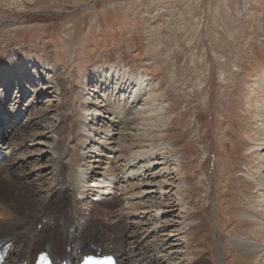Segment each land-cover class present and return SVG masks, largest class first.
Wrapping results in <instances>:
<instances>
[{"label":"rangeland","instance_id":"obj_1","mask_svg":"<svg viewBox=\"0 0 264 264\" xmlns=\"http://www.w3.org/2000/svg\"><path fill=\"white\" fill-rule=\"evenodd\" d=\"M32 58L37 62V68L20 89L23 90L20 98L17 97L20 104L15 105L13 100L17 93L16 82L11 85L9 101L0 102V108L4 106L8 114L22 109V105L25 107V113L15 120V125H9L1 117L0 138L4 137L6 156L0 160V167L11 154L27 151L29 159L23 166L30 175L22 177V180L36 186L49 185L52 180L49 163L54 156L51 151L57 142L51 130L58 125L61 113L72 108L71 118L65 119L68 123L76 119L80 121L82 116L88 117L85 106L101 101L106 90L102 83L101 87H95L94 82L86 85L89 91H85L82 81L88 69L103 67V71L109 73L121 72L113 80L106 79L109 84L105 92L106 102L99 103L100 107L104 106L102 109L111 110L107 115L109 120L116 123L131 117L126 112L120 115L113 109L124 104L119 99L126 93H119V86L129 88L127 98H131V90L141 89V93L140 90L134 93L140 96L138 103L151 94L147 104L153 105L145 107L144 114L137 115L126 130L113 127L114 136H109L112 141L107 152L102 149L103 144L98 145L101 140L97 145L92 143L95 147L91 150L92 147L82 140L73 138L68 129L63 142L64 161L68 162L75 151L82 155V167L73 166V169L78 172L79 180L82 176L86 182L96 175L95 172L116 175L127 162L119 157L120 148L124 151L121 152L124 158H130V152L142 154L153 147L156 149L153 156L150 155L153 166L139 170L137 174L141 173V176L132 181L133 184L137 181L143 183L140 189L145 192L140 196L122 197L130 189H124L130 186V181L124 183L120 179L123 183L115 184L108 191L110 194H83L91 189L92 184H83L81 180L80 185L84 188L73 196L78 202L82 199L93 202L99 216L95 217V227H98L96 231L101 244L105 241L118 243L119 236H128V233H120L121 230L129 231V227H134L139 232H147L141 238L135 236L138 248L157 245L154 256L158 258V264H191L198 257L203 259V264H239L240 259L233 255L232 250L225 254L223 248H217L212 237L215 223L211 225L210 222L218 223L215 234L219 232L220 241L228 240L236 232L238 216L228 215L230 210L235 212L234 205L240 201L236 195L239 174L234 166L240 164L239 167L245 171L244 164L257 161L258 155L264 159L262 148L245 151L247 157L243 159L234 150L235 144L252 143L257 138L241 131L252 122L248 119L250 111L262 102L256 97L255 90L256 76L264 75V0H0V94L7 91L6 69L15 61L19 66L31 62ZM44 63L57 65V73L61 72L62 65L67 66L66 74H69L63 76L65 82H62L66 88L74 79L73 90L69 93L63 90V104L57 100L56 90L50 89L56 82L52 72L43 70L42 84L36 88ZM13 67L16 71L17 65ZM253 71L258 73L254 77ZM136 73L145 76L142 88L135 84ZM82 89L85 94H81ZM39 90L42 93L37 95ZM77 97L87 99L84 107L76 102ZM146 111L151 116L150 124L138 126L145 119ZM30 112L34 116L36 112H43V118L38 121L41 120L39 123L47 126L50 132L38 135L28 146L18 147V152L13 149L10 152L6 148L7 143L13 142L17 134L21 135L20 126L26 125V132L35 130L33 123L37 119L28 121ZM95 117L101 119L100 116ZM77 131L80 133L75 127V134ZM97 132H93L94 138L103 136ZM82 133L89 135L87 130V134ZM160 148H164L165 155L171 157L166 159L161 155L163 150ZM98 153L101 158H98ZM146 158L137 159L133 165H142ZM97 159L99 163L94 164ZM13 165L15 163L11 162L10 166ZM89 165L92 167L88 174H80L83 167ZM6 171L4 167L0 168L1 183L16 184ZM164 173L170 184L162 178ZM15 174L19 175L20 171ZM261 174L264 176V170ZM167 184L169 189L165 192L160 186L166 188ZM175 184H179L180 189ZM140 189L134 188L128 195ZM184 189L187 193L182 192ZM178 194L183 195L182 201ZM107 198L117 199L115 206L102 204ZM137 203L143 208H139ZM119 209L133 215L119 224V212L116 211ZM217 211L219 218L214 214ZM192 218L195 221H191ZM198 218L205 219L206 226L199 227V230L203 229L201 243H194L190 249L189 229L200 225ZM21 220L15 219L13 229Z\"/></svg>","mask_w":264,"mask_h":264},{"label":"bare ground","instance_id":"obj_2","mask_svg":"<svg viewBox=\"0 0 264 264\" xmlns=\"http://www.w3.org/2000/svg\"><path fill=\"white\" fill-rule=\"evenodd\" d=\"M15 65H17L16 67L17 68L16 71L18 70L17 72L13 70L14 68L13 66ZM13 66L6 69L7 71L6 76L8 78L6 84L8 86L6 87L7 91H5L6 89H4L5 92L3 94H0V102L2 104L3 102L9 101L10 98L9 93L13 82L14 83L16 82L17 84L15 88L17 90V93L14 97L15 99L13 100L16 103L15 105L19 103L18 98H20L19 95H21V92L23 91L20 89L23 88V85L26 84V81L29 79V77L34 75V69L37 68L36 67L37 62H35L34 58H32L31 62L27 61V63L19 66L17 64V61H15ZM41 67L42 70H41V74L38 75L36 88L39 86V84H42L41 79H42L43 70H46V73L49 72L50 74L52 72L55 76L56 82L55 85L50 87V89L56 90L55 94L59 96L57 100H59L60 103L63 104L65 101L64 93L65 92L69 93L73 90L71 88L73 85L72 81H74V79L69 81L70 82L69 88H66V86L62 84V82H65L63 81L64 79L63 76L66 74L67 66L62 65L61 66L62 70L61 72L59 71L60 73H57L58 72L57 65L54 67L49 63H44ZM103 70H104L103 67L98 68V70L88 69V73L85 75V78L83 79L84 81H82L86 87L85 91H89V87H87L86 85H89L91 83L93 84L94 82H95L94 85H96L95 87L98 86L101 87V83H102L104 85L102 86L107 90L109 84L107 83L108 81L106 79L113 80V77L114 78L118 77L120 76L119 74L121 73L118 71H111L109 73ZM141 73L139 74L136 73L135 75V84L139 88L140 87L142 88L146 82L145 76L141 75ZM252 73H253L252 74L253 77L256 76L255 74H258L256 71H253ZM68 74L69 72H67L66 75ZM57 87H59V89H56ZM256 87H257L255 90L256 97L260 98L262 102L259 107H255L254 110L250 111V116L248 119H251L252 122L250 121V125H245V128H242V130L244 131L241 132L256 136L257 138L255 141L253 140L254 142L252 143L243 142L234 145L235 152H237L240 158L242 159L247 157L244 154L245 151H249L255 148H262L261 150H264L263 147L264 146V75L256 76ZM119 89H120L118 90L119 93L127 94V89L129 88L119 86ZM57 90H60L59 93H57ZM106 90L104 91V95H102V100L95 102L91 101L93 105H90L89 107L85 106L86 105L85 101L87 100L85 99V97L84 99H82L81 97H77L76 102L83 105V107L85 106L86 112L88 113V117L82 116L81 117L82 120L78 121L76 119V121L72 120L70 121V123H68L65 122V119L71 118L72 108L64 109L65 111L61 113L60 117L58 118L59 120L58 125L53 130H51V134L56 135L57 142H56V146H54V148H52L51 151V155L54 156L53 158L51 156L50 158L51 160L49 163L51 165L50 174L52 177V180L49 183V185L36 186L29 183L28 181L22 180V177L23 178L29 177L30 175L24 170V166H23L27 161V159H29V157H26L30 155L28 154L27 151L20 152L18 155L11 154L9 159L6 160L5 164L3 165L4 169L8 171L9 176L14 178V180L17 182L16 183L17 185L15 183L14 184L1 183L3 179H0V259L2 260L3 264H36L38 256L40 254H44L45 257L48 258L52 264H78V262L82 259V257L87 254H94L99 256L113 255L117 258L118 264H158L157 262L158 258L154 256L155 251H157L158 249L156 244H151L150 246L138 248L139 245H138V241L135 240V236L138 235L139 238L145 236V234L147 233L145 230H140L139 232V230H135L134 227L133 229L129 227V231L121 230L120 233L122 234L128 233V236L125 235L123 236L119 233L121 236H119L118 238V243L117 242L111 243L110 241L107 242L105 241L104 242L105 244H101V240L96 231L98 227H95V217H99V216L97 209L92 204L93 202L91 203L88 200H83V199L82 201L78 202L76 197L73 196L74 193L84 188L80 185L81 180L83 184L86 185H88L89 183L92 184L91 189L89 188L90 190H87L85 193H83L88 195L110 194L108 191L112 190L115 184H119V182L120 184L123 182L125 183V181H130L129 182L130 186H127L124 189L127 190L128 187L130 189L127 192L125 191L122 194V197H126L130 199L135 196H140L145 192L143 191V188L142 190L140 189L143 186L142 185L143 183H138L137 181V183L133 184L132 181L134 179H137V177L141 176V173L137 174L139 170L144 169V167L153 166V164H150V161L153 162V160L150 159V155L153 156V154L156 152L155 147L151 148L149 151H145V153L142 154L136 152H130L131 155L130 158H124L123 155H121V152L123 153L124 151H121L122 149L120 148L121 150L119 149L118 151V154H120L119 157L123 158V161L124 160L127 161L126 165L125 164L122 165L116 175L115 173L105 174L104 172H100V171H99L100 173L95 172L96 175L92 176L89 182H86L84 180V177L82 176H81V180H79V176L77 175L78 172L75 169H73L74 168L73 166H78V167L81 166V161H82L81 159L83 157L82 155H80L79 152L75 151L70 157V160L68 162L64 161L63 159L65 153V145L63 144V142L66 138L64 135L65 132H67L66 129H68V131L71 133L73 138H76L79 141L82 140L84 143H86L87 146L92 147L91 150H93L95 147V145L92 146V143H95L97 145V141L101 140L100 143H98V145L102 146L103 144L102 149L105 148L107 152L109 150L108 149L110 145L109 142L112 141V139H110L111 137L109 136H114L112 134V132L114 131L113 127H115L116 130H118L119 128L126 130L129 127V124L135 120V117H137V115H140L141 113L145 112L143 111L145 107L153 105V104H147V99L152 98L151 94H148V97L146 96L145 99L142 100V102L138 103L139 95L134 93H136L139 90H140L139 93H141L142 91L141 89L131 90L130 91V94H132L131 98H127L126 94L121 95L119 100L120 101L123 100L124 104L120 105L117 108L114 107L113 109L119 112L120 115L126 112V114L131 115V117L129 118L130 120L127 118L125 121L122 122L116 121L117 125L121 124L120 125L121 127H117V125L115 126L116 123L113 120L112 121L109 120V117L107 116L111 110L102 109L104 107L103 105L102 107L99 106V103L103 104L106 102V95H105ZM37 93H38L37 95H40L42 91L39 90ZM82 93H84V89H82L81 94ZM138 105L140 106L137 107ZM64 107H69V106L64 105ZM140 109L142 111H140ZM148 112L149 111H146L145 119H143V122L141 123L137 122L138 124L136 123L138 126L146 127L150 124L151 116L148 115L149 114ZM24 113H25V107L23 108V105H22V109L16 110V112H14L13 114H8L7 109L4 106H2L0 108V121L2 119L1 117H4V122L6 121V123L8 124L10 123L9 125L11 124L15 125V120L19 119V117H21V115H23ZM1 114H4V116H2ZM43 114H44L43 112H36V115L34 116L33 113L30 112L28 121L37 119V121L33 123V126H35V130L26 132L24 131L26 125L24 127L20 126V131H22L21 135L17 134L13 142L7 143L6 148H9L8 150H10V152L12 149L13 151H17L16 149L18 147L22 148L24 146L30 145L32 140L37 139L38 135H43L45 131H47L46 133L50 132L47 126L45 127L39 123V121L41 120L38 121V119L43 118ZM95 116H100L101 119L98 118L96 119ZM105 118H106V122H105ZM2 127H3L2 123L0 122V132ZM75 127L79 128L80 133H78L77 131V134H75ZM80 127H82V129ZM40 130L43 132L36 133V131H40ZM86 130L87 132H89L88 133L89 135H85L82 133V132L86 133ZM97 130H101V131L97 132ZM93 132H97L99 134L101 133L100 135L103 136H100L99 138L96 139L94 138L96 135H94ZM3 138L4 137H2V139L0 138V156L2 159L6 156V153H4L3 150V147L5 146ZM160 150H163V152H161L160 154L165 155L164 148H160ZM262 155L264 156V154ZM97 156L98 158H101L99 156V153ZM165 156L166 159L168 157L169 158L171 157L168 155ZM145 157L149 158V160L146 158L148 162L144 160L146 161L144 162L145 166L144 163L138 167H135L133 165L136 164L135 161H137V159L138 161H140L142 160L140 158H145ZM261 158L262 157L258 155L257 161L252 160L244 164L245 171L242 170L241 167H239L240 164L239 165L236 164V166H234L236 173L239 174V181H240L238 183L239 191L236 192V195L239 196L238 198L240 199V201L237 200V203H235L234 205L235 212L233 213V211L230 210L228 211V215L230 217L233 215L238 216V219L236 221V229H235L236 232L234 231L228 240L224 239L223 241H220L218 239V237L220 236L219 232L217 231L215 234V230H218L219 228L218 223L212 221L210 222L211 225L215 223L214 224L215 226L213 228L214 230L212 232L213 233L212 237L217 243V248L219 247L223 248L225 254H227L228 251L232 250L234 252L233 255L235 254L239 257L240 259L239 264H264V192H263L264 176H262L261 174L262 170H264V159ZM182 159L183 160L185 159L184 156L182 157ZM98 161L99 159H97V161L94 160L93 162L95 164ZM11 162L15 163V165L10 166ZM167 163L168 162H166L165 164ZM3 167L1 165L0 168ZM91 167H92L91 165H89L88 167H83L84 169L80 174L84 176L87 175L88 174L87 171H89ZM113 170L115 169L113 168ZM19 171L20 174L16 175L15 173ZM130 174L131 176L129 177ZM165 174L166 173L163 174L162 178L166 180L168 184H170L171 181L170 179H167L166 176H164ZM41 177L42 176H40V178ZM119 179L122 180L123 182L120 181ZM174 183L175 182H173V184ZM168 184H167L168 187L166 188L164 185L162 186L159 185V186L160 188H162V190H165L166 192V190L169 189ZM188 185L189 183L186 182V187H188ZM174 186L176 188L179 187L178 189H180L179 184H175ZM134 188L140 190H137L133 193H129L128 195V192ZM182 192L187 193L185 189ZM113 195H116V192H114ZM178 196L181 198L179 200L182 201L183 195L178 194ZM115 198L104 199L102 201V204H105L107 207L115 206L117 202L116 201L117 199ZM215 205H218V202H216ZM84 206L86 207L85 210H83ZM137 206L139 208L141 207L143 208V205L139 203H137ZM230 207L233 208V205H230ZM173 208H175V206ZM99 210L101 211L102 209ZM116 211L119 212V215L117 216V223L119 222V224L124 222L129 217V215L130 216L133 215L128 212H124L125 210L122 209ZM102 212L104 213L105 211ZM185 213L188 215L187 211ZM218 213L219 212L217 211L214 214L219 218ZM15 219H22V220L17 224H15V228L13 229L12 224L15 222ZM190 220L195 221L193 218ZM196 220L200 222V225L196 226L194 224L195 226L190 227V225L186 224L190 227L189 235L191 237V241L190 243H188L190 249H193V247L195 246L194 243L195 244L201 243L200 242V240L202 241L201 232L203 229L199 230V227L204 228V226H206L205 219L198 218ZM191 264H203V259L201 257H198Z\"/></svg>","mask_w":264,"mask_h":264}]
</instances>
